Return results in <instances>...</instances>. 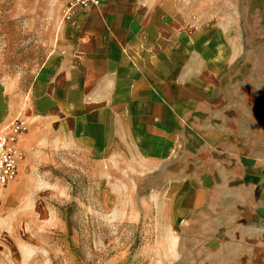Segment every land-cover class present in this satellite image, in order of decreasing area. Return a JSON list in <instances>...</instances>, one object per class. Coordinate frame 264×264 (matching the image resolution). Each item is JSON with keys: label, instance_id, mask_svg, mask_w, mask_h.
Here are the masks:
<instances>
[{"label": "crops", "instance_id": "obj_1", "mask_svg": "<svg viewBox=\"0 0 264 264\" xmlns=\"http://www.w3.org/2000/svg\"><path fill=\"white\" fill-rule=\"evenodd\" d=\"M43 39L38 76L25 97L5 87L14 115L0 124L24 115L27 148L40 123L89 154L139 148L185 201L217 213L219 264H264V58L241 30L190 4L103 0ZM20 186L0 190V242Z\"/></svg>", "mask_w": 264, "mask_h": 264}, {"label": "rangeland", "instance_id": "obj_2", "mask_svg": "<svg viewBox=\"0 0 264 264\" xmlns=\"http://www.w3.org/2000/svg\"><path fill=\"white\" fill-rule=\"evenodd\" d=\"M69 1L0 0V121L14 115L5 87L12 83L26 96L52 47L43 36L52 40L76 12L65 16ZM170 1L192 5L195 18L240 29L264 58V0ZM259 77L264 83V59ZM21 119L13 181L22 186L12 194L0 264H219L210 246L221 240L217 213L185 201L142 150L89 154L59 142L42 123L27 148Z\"/></svg>", "mask_w": 264, "mask_h": 264}, {"label": "built area", "instance_id": "obj_3", "mask_svg": "<svg viewBox=\"0 0 264 264\" xmlns=\"http://www.w3.org/2000/svg\"><path fill=\"white\" fill-rule=\"evenodd\" d=\"M103 0H70L65 16L72 15L77 9L98 7ZM26 125L21 118H14L6 124H0V190L4 189L17 176L22 152L19 144L20 136ZM264 204V193L260 198Z\"/></svg>", "mask_w": 264, "mask_h": 264}]
</instances>
